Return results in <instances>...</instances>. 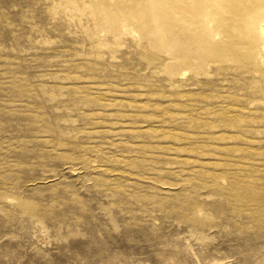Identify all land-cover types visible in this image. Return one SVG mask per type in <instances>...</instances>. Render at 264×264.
<instances>
[{
    "label": "rangeland",
    "instance_id": "374dc122",
    "mask_svg": "<svg viewBox=\"0 0 264 264\" xmlns=\"http://www.w3.org/2000/svg\"><path fill=\"white\" fill-rule=\"evenodd\" d=\"M0 264H264V0H0Z\"/></svg>",
    "mask_w": 264,
    "mask_h": 264
}]
</instances>
